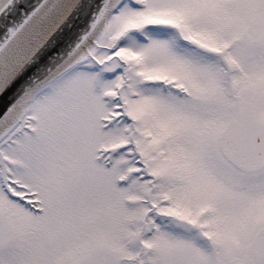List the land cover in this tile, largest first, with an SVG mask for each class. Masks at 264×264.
Here are the masks:
<instances>
[{
    "label": "snow or ice",
    "instance_id": "obj_1",
    "mask_svg": "<svg viewBox=\"0 0 264 264\" xmlns=\"http://www.w3.org/2000/svg\"><path fill=\"white\" fill-rule=\"evenodd\" d=\"M0 264H264V0H0Z\"/></svg>",
    "mask_w": 264,
    "mask_h": 264
}]
</instances>
